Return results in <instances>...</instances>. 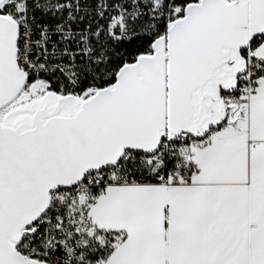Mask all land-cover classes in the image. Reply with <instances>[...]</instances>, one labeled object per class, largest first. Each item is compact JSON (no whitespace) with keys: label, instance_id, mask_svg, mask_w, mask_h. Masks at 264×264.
I'll return each mask as SVG.
<instances>
[{"label":"snow or ice","instance_id":"1","mask_svg":"<svg viewBox=\"0 0 264 264\" xmlns=\"http://www.w3.org/2000/svg\"><path fill=\"white\" fill-rule=\"evenodd\" d=\"M0 264H264V0H0Z\"/></svg>","mask_w":264,"mask_h":264}]
</instances>
